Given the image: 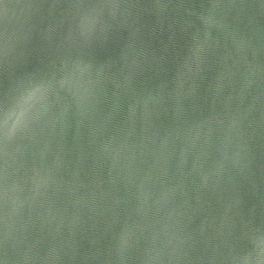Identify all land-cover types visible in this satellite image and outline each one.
Segmentation results:
<instances>
[{"label":"water","instance_id":"1","mask_svg":"<svg viewBox=\"0 0 264 264\" xmlns=\"http://www.w3.org/2000/svg\"><path fill=\"white\" fill-rule=\"evenodd\" d=\"M0 264H264V0H0Z\"/></svg>","mask_w":264,"mask_h":264}]
</instances>
